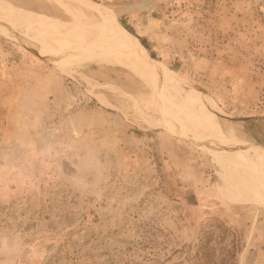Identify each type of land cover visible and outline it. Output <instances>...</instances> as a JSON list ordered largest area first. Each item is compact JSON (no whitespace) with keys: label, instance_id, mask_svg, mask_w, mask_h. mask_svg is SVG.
Listing matches in <instances>:
<instances>
[{"label":"rangeland","instance_id":"374dc122","mask_svg":"<svg viewBox=\"0 0 264 264\" xmlns=\"http://www.w3.org/2000/svg\"><path fill=\"white\" fill-rule=\"evenodd\" d=\"M144 1L0 0V264H264V0Z\"/></svg>","mask_w":264,"mask_h":264},{"label":"bare ground","instance_id":"6f19581e","mask_svg":"<svg viewBox=\"0 0 264 264\" xmlns=\"http://www.w3.org/2000/svg\"><path fill=\"white\" fill-rule=\"evenodd\" d=\"M153 0H145L144 2H152ZM9 11V10H8ZM6 12V11H5ZM10 12V11H9ZM8 12V13H9ZM2 13V12H1ZM11 14V13H10ZM4 16V15H3ZM0 17H1V15H0ZM21 17V16H20ZM22 18V20L24 19V17H21ZM38 19H40V18H38ZM5 20H7V19H5ZM41 20V19H40ZM25 22H26V20H25ZM84 22V21H83ZM86 22H88V21H85V23ZM28 23H30V22H28ZM45 23V22H44ZM83 25H84V23H83ZM82 26V25H81ZM50 27V26H49ZM92 30H94V31H98L97 29H95V28H97V27H93V26H91L90 27ZM109 31L110 32H112V34H118L117 32L116 33H113V31H112V29H109ZM121 32V31H120ZM123 32V31H122ZM120 33L121 35H124L123 33ZM119 34V35H120ZM118 35V36H119ZM124 36H126V34L124 35ZM64 38H66V37H64ZM144 66H141V65H139V68L140 69H142ZM143 71H145V72H147V74L149 75V76H151L152 74L151 73H149L147 70H146V68L144 67L143 68ZM152 77V76H151ZM153 79H154V81L156 80V78L155 77H153ZM158 81H160V79L158 80ZM169 91V90H168ZM169 98V97H168ZM192 98V97H191ZM197 103H199V100L198 99H196L195 100ZM170 104L172 105V107H171V109H172V111L174 112V114H175V117H176V119H177V122H178V125H179V129H180V131H189L188 129H191V128H193V127H196V125L198 124H196L195 123V126H194V122H192L191 120H190V118L189 117H191V116H188L189 114H188V112H186V111H184L183 110V108L181 107V105L179 104V102H177L176 100H175V98L173 97V95L171 94V98H170ZM204 118H205V120L208 122V124L210 125V126H212V127H215L216 129H217V125H216V123H215V121L213 120V117H211V115H208L207 113H205V115H204ZM176 122V121H175ZM174 122V123H175ZM196 122V121H195ZM163 125V124H162ZM199 125V124H198ZM197 130V129H196ZM215 132V131H214ZM189 133V132H188ZM195 134V133H194ZM214 135H216L215 133H214ZM199 137H200V135L197 137V135H194V137L193 138H195V139H199ZM202 137V136H201ZM215 139V138H214ZM216 140V139H215ZM218 184V183H217ZM258 184H261V183H258ZM219 185V184H218ZM221 187V186H220ZM263 187V186H262ZM218 190H219V192H220V194L225 198V199H227V200H231V201H234L235 199H232V197H230L226 192H225V190H221V189H219V188H217ZM231 189H234L233 187L231 188ZM228 191V190H227ZM237 192V191H236ZM232 195V194H231ZM235 195H236V193H235ZM236 197V196H235ZM244 200V199H243ZM238 202H241V201H238Z\"/></svg>","mask_w":264,"mask_h":264}]
</instances>
